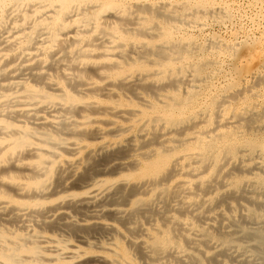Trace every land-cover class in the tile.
<instances>
[{
	"label": "bare ground",
	"instance_id": "obj_1",
	"mask_svg": "<svg viewBox=\"0 0 264 264\" xmlns=\"http://www.w3.org/2000/svg\"><path fill=\"white\" fill-rule=\"evenodd\" d=\"M214 3L0 0V264H264V56L208 90Z\"/></svg>",
	"mask_w": 264,
	"mask_h": 264
},
{
	"label": "rangeland",
	"instance_id": "obj_2",
	"mask_svg": "<svg viewBox=\"0 0 264 264\" xmlns=\"http://www.w3.org/2000/svg\"><path fill=\"white\" fill-rule=\"evenodd\" d=\"M155 1L156 2L170 1V2H175V3H180V2H185V1H189V0H155ZM209 1H212V3L215 2L214 3L215 7L222 8V9L224 8L225 10L223 9V13H216L215 15L208 18L211 20L208 21V19H207L205 21V24H204L205 26L198 28V29L192 28V29H190L191 31L188 30V34L189 35L192 34V38L194 37L193 39L195 40L196 46L199 45V43H200V45L197 46L198 48H201V47L203 48V46H207L205 52H202L200 50L196 51L195 56L197 58L194 56V59L199 60V59H203L205 57L203 60H206V61L209 60L208 62L212 61V62H210L211 65L206 69V72H205V76L210 77L209 80L212 81V82L211 81L208 82L207 88L210 91L212 90L211 91L212 93H221L224 90V88L226 86H228L229 83H231L235 79L234 78L235 77L234 76L235 75V71H234L235 68L234 67H240V63H241V67L246 66V64H248V63L251 64V62H252L251 66L255 65V64H253L254 61H252V59H250L249 56H248V58H246L248 55L247 54L248 52H246V51L249 50V52H252V50H253V52H254L255 50H257V52L259 54L264 56V52H263L264 51V37H263L264 36V17H263L264 16V0H209ZM227 13L229 14V17L227 15ZM195 37H196V39H195ZM209 38H210V41H212L211 42L212 44H213V42H218V44L223 43L224 45L230 44L232 46H235L236 50H238V52L236 51L237 53L235 52L236 53L235 55H237L238 58H242L241 56L242 55L244 56L246 54V57L244 56V58H246V59L242 58L243 60L239 59L237 61L236 57H234L235 55L233 56L230 54L219 53L218 47L216 48L215 44L212 45L209 41ZM207 40L209 41V43L207 42ZM225 42H226V44H225ZM238 43H239V46L242 45V48L238 46ZM247 43H248V45H247ZM206 44H209V45H206ZM245 44L247 46L244 48ZM208 46H210V47H208ZM248 46H250V47H248ZM207 48H209V49H207ZM249 48H253V49L251 50ZM207 55H208V57H207ZM221 56H222V59H221ZM199 57H201V58H199ZM217 57L219 59L218 63H217ZM232 59L234 62L232 61ZM219 62L221 65L219 64ZM212 63H213V65H212ZM214 64H216V65H214ZM242 64H245V65H242ZM219 70H220V72H219ZM263 71L264 70H262V72ZM210 72H211V74H210ZM257 72H258L257 75L258 74L261 75L260 73H262L260 69ZM262 74H264V72ZM215 76H217V77H215ZM218 76H220V77H218ZM209 85H210V87H209ZM218 86H219V88H217ZM257 88H256V91L258 93V96L253 97V98L249 96V100H246L245 104H244V102H241V104L239 103L238 108H244L245 105H246V107L254 106L257 109H263L264 108L263 107V105H264V97H263L264 87L259 86V88L258 89ZM220 89H222V90H220ZM255 100H256V103H255ZM252 101H253L254 105H251V104H253ZM257 103H258V105H257ZM262 133L263 134H261V137L263 136V138H264V131ZM260 161H262V160H260Z\"/></svg>",
	"mask_w": 264,
	"mask_h": 264
}]
</instances>
